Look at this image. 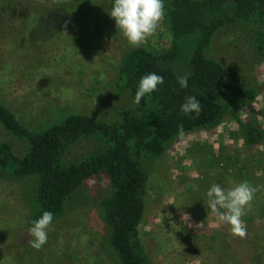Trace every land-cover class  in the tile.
<instances>
[{
  "label": "rangeland",
  "instance_id": "obj_1",
  "mask_svg": "<svg viewBox=\"0 0 264 264\" xmlns=\"http://www.w3.org/2000/svg\"><path fill=\"white\" fill-rule=\"evenodd\" d=\"M9 2L17 6H7L10 15L0 16V104L22 122L42 129L52 117L68 113L112 120L121 109L138 105L135 95L115 89L121 55L133 46L110 16L113 0ZM64 4L75 10L74 18H63L70 14ZM49 13H54L53 21ZM39 23L41 33L33 29ZM142 45L156 52L168 47L164 21ZM207 54L224 65L231 82L248 83L257 91L238 116L264 129V58L254 51L251 28H219ZM238 128L227 116L213 128L177 135L160 157L141 158L147 193L139 232L149 264H209L205 229L223 225L208 207L206 193L213 184L228 189L244 179L256 189L252 213L264 217V140L247 147ZM0 141L9 142L17 154L25 150V144L1 126ZM93 144H74L65 161L80 157ZM28 189L0 177V264H117L106 245L108 231L100 207L108 189L106 178L83 182L64 214L52 223L40 250L29 243ZM181 213L190 215L191 227L182 223Z\"/></svg>",
  "mask_w": 264,
  "mask_h": 264
},
{
  "label": "trees",
  "instance_id": "obj_2",
  "mask_svg": "<svg viewBox=\"0 0 264 264\" xmlns=\"http://www.w3.org/2000/svg\"><path fill=\"white\" fill-rule=\"evenodd\" d=\"M7 1L0 0L2 17L10 15L7 6H17ZM67 5L63 7L70 14L63 18L70 20L76 13ZM164 6L168 47L162 52L144 45L130 47L122 53L116 71L115 89L133 96L143 76H163L158 90L146 94L135 108L121 109L112 120L62 114L52 117L42 129H34L0 104V126L25 144L24 152L17 154L9 142L0 141V177L28 185L29 227L44 211L54 214L53 223L86 179L103 176L108 181L107 192L100 199L108 231L106 245L117 264H149L139 232L147 193L141 158L160 157L177 135L213 128L227 116L238 123L247 147L264 140L260 125L238 116L242 107L255 100L257 91L248 83L231 82L224 65L207 54L215 32L235 26L251 28L254 51L264 58V0H164ZM49 14L48 20L53 21L54 13ZM34 23L35 19L25 30ZM33 29L43 31L40 23ZM185 75L186 89L177 81ZM186 96H195L201 103L196 119L180 111ZM81 140H92L95 147L65 161V153ZM217 175L223 176L221 172ZM252 210L242 217L247 227L243 239L233 236L228 224L205 229L211 249L207 263L264 264V217Z\"/></svg>",
  "mask_w": 264,
  "mask_h": 264
},
{
  "label": "clouds",
  "instance_id": "obj_3",
  "mask_svg": "<svg viewBox=\"0 0 264 264\" xmlns=\"http://www.w3.org/2000/svg\"><path fill=\"white\" fill-rule=\"evenodd\" d=\"M165 15L164 0H113L110 16L114 18L117 29L126 37L128 43L134 47L144 44L152 37L163 22ZM177 81L181 88L188 87V76H180ZM164 83V78L156 73H149L139 81L135 92L134 103L139 104L146 94L158 90ZM183 115H191L192 119L199 117L202 107L195 96H186L181 104ZM182 127V126H181ZM256 189L246 181L228 189L213 184L207 191V202L211 214L216 216L221 224H228L231 233L241 239L247 235V227L242 219L251 210ZM171 213H169V216ZM54 214L44 211L40 218L32 221L28 233L32 240L30 246L40 250L48 241V231L52 225ZM182 223L191 227L190 215L181 213ZM175 224V223H173Z\"/></svg>",
  "mask_w": 264,
  "mask_h": 264
}]
</instances>
